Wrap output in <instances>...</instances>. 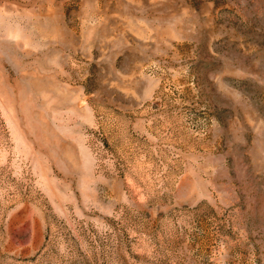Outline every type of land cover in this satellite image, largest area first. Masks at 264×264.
<instances>
[{
  "label": "rangeland",
  "instance_id": "1",
  "mask_svg": "<svg viewBox=\"0 0 264 264\" xmlns=\"http://www.w3.org/2000/svg\"><path fill=\"white\" fill-rule=\"evenodd\" d=\"M0 264H264V0H0Z\"/></svg>",
  "mask_w": 264,
  "mask_h": 264
}]
</instances>
